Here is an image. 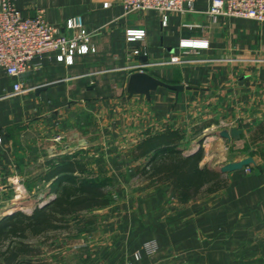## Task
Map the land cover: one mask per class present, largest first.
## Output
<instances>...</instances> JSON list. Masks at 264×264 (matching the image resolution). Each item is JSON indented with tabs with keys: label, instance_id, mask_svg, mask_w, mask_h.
I'll use <instances>...</instances> for the list:
<instances>
[{
	"label": "crops",
	"instance_id": "1",
	"mask_svg": "<svg viewBox=\"0 0 264 264\" xmlns=\"http://www.w3.org/2000/svg\"><path fill=\"white\" fill-rule=\"evenodd\" d=\"M211 2L196 0L193 11L163 23L156 10L125 15L123 0H15L24 16L42 10L53 26L81 16L95 51L74 53L72 64L47 54L23 76L20 94L17 78L0 70V218L11 198L7 179L22 174L26 153L41 174L47 158L70 146L88 155L90 169L107 172L116 193L93 212L92 225L75 227L87 240L76 264H264V22L213 20ZM138 29L144 39L128 40L127 30ZM139 71L161 84L131 94ZM214 125L201 166L251 159L229 172L225 188L182 202L169 184L136 173L145 160L132 151L147 130H184L181 149L192 154ZM233 128L236 137L220 136ZM152 240L158 250L149 254L144 244ZM66 243L53 258L77 248Z\"/></svg>",
	"mask_w": 264,
	"mask_h": 264
},
{
	"label": "trees",
	"instance_id": "2",
	"mask_svg": "<svg viewBox=\"0 0 264 264\" xmlns=\"http://www.w3.org/2000/svg\"><path fill=\"white\" fill-rule=\"evenodd\" d=\"M185 137L184 130L170 126L150 129L132 151L135 159L146 161L136 167V173L169 184L182 202L217 192L228 182L222 173L201 166L202 148L184 153L181 143ZM87 159L83 150H77L44 161L41 178L46 182L54 179L51 186L56 187V196L31 213L15 211L0 219V264H45L43 246L57 248L65 244L62 233L55 232L70 233L80 224L81 228L92 225L96 219L92 213L114 203L112 179L90 169Z\"/></svg>",
	"mask_w": 264,
	"mask_h": 264
},
{
	"label": "built area",
	"instance_id": "3",
	"mask_svg": "<svg viewBox=\"0 0 264 264\" xmlns=\"http://www.w3.org/2000/svg\"><path fill=\"white\" fill-rule=\"evenodd\" d=\"M195 2L196 0H123V6L125 15L156 10L162 15L163 23H166L172 13L193 11ZM207 12L213 20L224 15L264 22V0H212ZM126 34L128 40H143L146 31L127 30ZM92 37L93 32L86 28L81 16L68 18L63 27H58L45 20L42 10L34 16H24L16 7L15 0H0V70L17 78L14 94L24 91L21 79L37 68L47 54L55 53L59 61L72 64L74 53L86 54L95 51ZM183 44L187 47L194 45L192 42ZM134 53L139 54L140 50L136 49ZM178 61V58L171 60ZM215 127L214 125L205 129V133L209 134L210 129ZM60 139L61 137L57 136L55 140ZM19 180L16 182L10 176L6 185L12 187L17 183L15 188L19 190L24 187ZM54 197L52 195L48 201ZM46 203L48 202L40 206ZM144 246L149 254L158 250V244L154 240L146 242Z\"/></svg>",
	"mask_w": 264,
	"mask_h": 264
},
{
	"label": "rangeland",
	"instance_id": "4",
	"mask_svg": "<svg viewBox=\"0 0 264 264\" xmlns=\"http://www.w3.org/2000/svg\"><path fill=\"white\" fill-rule=\"evenodd\" d=\"M217 131H218L217 126L214 129H210V132H208L209 134L205 133V131H204L200 135V137L197 139L198 142L196 143L194 150L196 149V151H198L199 148H202V150H203V147L208 142L207 140L209 139V137L215 135ZM34 136H35V134H31V137L29 139L34 138ZM45 143H47V141H45ZM47 144L50 146V142H48ZM184 146H182V147H184ZM69 147L70 146L65 147L64 150H69V152H73V151H71V147L70 148ZM188 148H190V147H188ZM185 153L188 154L187 151ZM26 156L28 157L27 153H26L25 157H23L24 165H23V168L21 169L22 174L21 175H19V174L11 175V177L14 178V180L16 182L19 179H22L23 181H20V180L19 181L24 184V187H20L21 189L16 190L15 187L18 185L17 183H16V185H13L12 187L10 186V188L12 190L11 191V198L8 202H6L4 204V206L8 205L6 210H4L5 214L8 212H13V211L14 212L15 211H22L25 213H31L36 206H40L41 204H44L46 201L49 202L48 200H50V197L52 195L56 196V193L54 192L56 187H54V186L51 187L50 184H46L44 182H41L42 178H41V174H39V170H40L39 163L33 162V160L28 159ZM29 156L33 157L32 153H30ZM25 163H27V164H25ZM218 168H221V167H218ZM97 172L98 171H96V173ZM222 174L227 178L229 172H225ZM37 179H39L38 184L36 182ZM112 188L114 189L113 186H112ZM128 189H131V188L128 186ZM115 194L116 193L114 191V195ZM93 215H95V214L93 213ZM0 219H2V217ZM71 229H72V232H70V233L67 230H59L57 232H55V231L54 232L55 233H62L61 238H64L65 239L64 241L68 242V244L67 243L66 244L68 246H77V248H73L74 250L69 252V255L67 257L62 256L63 253L60 252V254L57 255V258H55V257L53 258L51 255V251L53 248H51L49 246H43V248H44L43 249V255H42L43 256L42 257L43 263H45V264H60V262L62 261L61 257H63L64 258L63 260H65V258H68L67 259L68 264H76V261L79 259L77 257L78 255H76V254L80 253V251H83L84 246H87V240L82 233L76 234V229L74 227H72ZM52 234H54V233H52Z\"/></svg>",
	"mask_w": 264,
	"mask_h": 264
},
{
	"label": "water",
	"instance_id": "5",
	"mask_svg": "<svg viewBox=\"0 0 264 264\" xmlns=\"http://www.w3.org/2000/svg\"><path fill=\"white\" fill-rule=\"evenodd\" d=\"M158 84H161V82L153 78L149 74L143 71H139L132 75L131 80H130V85H129V91L131 94L148 93L149 90L154 89ZM240 131L241 130H238L237 128H233L230 132H226V131L220 132V136L228 138L231 135L232 137H236L237 134L240 133ZM250 162H251V159L248 158V159H245L239 162L229 163L216 170H218L220 173L231 172L234 170L242 169L245 165H248ZM13 212H9L5 214L4 216L10 215Z\"/></svg>",
	"mask_w": 264,
	"mask_h": 264
}]
</instances>
